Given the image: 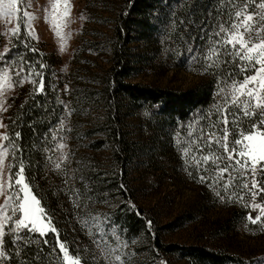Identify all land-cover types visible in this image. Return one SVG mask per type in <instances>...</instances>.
<instances>
[{"label": "trees", "instance_id": "16d2710c", "mask_svg": "<svg viewBox=\"0 0 264 264\" xmlns=\"http://www.w3.org/2000/svg\"><path fill=\"white\" fill-rule=\"evenodd\" d=\"M242 6L243 0L125 1L115 20L110 41L112 63L101 82L106 109L99 135L106 139L105 142L111 150V158L105 171H101L98 166L89 169L88 164L77 166V161L82 157L78 158L74 146L69 149L59 148L61 143L67 145L71 138L60 74L56 63H51L46 53H32L23 47V40L33 47L30 44L33 39L20 22L21 36L19 40L12 38L9 58L14 59L15 67L22 63L21 56L33 61L34 71L39 70L37 61L47 67L42 70L44 92L36 94L39 87L37 82L25 94L13 100L5 112L4 122L8 125L6 133L14 139L15 133L19 131L21 139L17 144L23 149L22 153H16L15 160L9 154V165L14 164L12 171H18L20 157H23L28 165L25 174L34 194L40 198L42 206L51 215L60 239L67 243L70 253L81 257L82 264H106L102 255L98 261L92 260V255L100 252L95 240L100 238L98 233L101 229L108 235L113 246V230L120 235L121 244L125 239L128 241L129 246L124 249L127 253L126 260L133 259L137 254L140 247L137 248L135 244L139 241L143 243V248L148 251V260L136 264H161L168 256L185 259L189 264H264V248L253 254L241 255L203 244L165 242L162 233L169 224L159 225L150 211L135 201L133 196V187L127 179V167L138 149L122 132L123 108L131 113H147L153 118L156 125L154 128L166 133L170 141H174V144L176 142L175 146L178 148L186 145L185 143L197 145L192 140H199L201 132L206 133L213 124L217 125L215 130L218 132L224 127L220 123L222 101L216 93L223 86L222 82L228 77V73L232 72L233 78H236L239 70L233 64L222 63L205 71L203 56L207 54V37H201L204 32L215 29L219 23L233 19L235 11ZM166 38V51L175 58V64L188 69H194L195 66L197 70L203 71L205 78L180 89L129 81L137 73L139 62L145 60L143 53L139 58L134 57L135 52L130 46L141 43L145 49L149 44L157 43L159 47ZM190 44H193L194 50H199L201 56L195 64L190 62L187 50ZM238 63L237 60L236 64ZM238 78L242 80L243 74ZM238 111L235 107L231 108L229 118L231 119V113ZM240 115L243 117L242 113ZM200 116L205 118L200 120ZM252 122L254 118L252 121L242 118L241 127L247 130ZM228 127L232 134L229 140L234 143L239 138L240 128L231 123ZM189 132L193 133L192 137L188 136ZM101 142L95 140L91 145L98 148L103 146ZM200 144H205V141H200ZM214 146L215 144L211 148L214 149ZM205 148H208L206 144ZM219 151L223 153V149L219 148ZM62 155L67 156V161L57 169L55 163ZM108 197L114 202L112 206L92 213L91 209L87 210L86 206L89 207L91 200L102 202ZM230 207L229 216L222 222V226L226 228L243 220L248 212L246 207L237 203ZM148 221H151V230H148ZM10 227L9 224L5 229L3 250L7 258L3 259L2 264H62V253L59 249L53 253L52 244L44 246L43 240L38 236L25 234L27 243L13 244L15 237L9 231ZM47 239L54 242L53 234H49ZM133 240L136 242L132 243Z\"/></svg>", "mask_w": 264, "mask_h": 264}, {"label": "rangeland", "instance_id": "374dc122", "mask_svg": "<svg viewBox=\"0 0 264 264\" xmlns=\"http://www.w3.org/2000/svg\"><path fill=\"white\" fill-rule=\"evenodd\" d=\"M126 0H70V11L62 25L61 36L56 35L51 11L50 0H28L21 6L19 23L25 24L24 11L33 14L30 21L34 29L30 41L38 51L46 53L51 63H56L61 79L62 97L66 107V120L70 141L66 145L75 147L78 153L77 166H98L105 171L111 158L109 144L100 136V126L103 123L105 104L102 97L101 82L106 70L112 63L111 37L114 32L115 20L119 10ZM62 8V6H61ZM45 9H49L46 13ZM61 15H63L61 13ZM17 26L15 16L0 17V52L9 48L12 42L10 29ZM28 32V30H27ZM168 39L159 44H149L145 49L141 43H133L130 48L139 58L144 54L145 60L139 62V69L128 80L152 84L159 87L175 89L186 88L205 78L198 68L188 69L175 64V58L166 51ZM18 66L9 69V75L15 80ZM30 79L19 83H6L4 94L0 95V122L6 125L5 112L16 98L32 88ZM67 86L68 91H65ZM122 106H124L122 104ZM122 132L126 139L138 149L135 157L128 164L127 179L133 187L135 201L143 205L156 218L159 225H168L162 233L165 242L179 244H203L210 248H219L241 255L253 254L264 248V217L257 224L249 220L259 214V209L252 210L254 201L251 193L242 190L239 185L242 180L235 181L227 191L223 184L228 181L229 174L219 183L215 165L209 163L206 170L201 160L198 170L196 165L201 154L196 151L200 145L189 143L178 148L176 142L170 141L166 133L158 130L153 118L147 113H131L121 109ZM259 117H254V121ZM6 133V128H0V134ZM95 140L102 141L103 146L93 148ZM190 149L186 154L184 149ZM205 148L203 154L215 153L221 155V166L227 163L226 154L221 153L215 145ZM183 157V159H182ZM9 166V155L4 160V167ZM238 171V170H237ZM189 172L192 174L190 175ZM231 173V170H230ZM206 175L207 181L200 182V175ZM234 174V173H231ZM5 189L8 188V172L2 177ZM14 182V181H13ZM219 192L223 200L216 195ZM244 198L241 199L240 197ZM231 197V199H229ZM7 194H0V205L5 204ZM40 199V198H38ZM107 200L97 202L91 200L87 210L91 213L105 210L114 202ZM256 203L264 205V193ZM233 203L248 209L243 220L235 222L230 228L222 226V222L230 214ZM140 242V241H139ZM135 244L138 248L133 259L128 264H136L148 260V251L143 243ZM72 254V253H70ZM165 264H189L185 259L168 256Z\"/></svg>", "mask_w": 264, "mask_h": 264}, {"label": "snow or ice", "instance_id": "6c2138e0", "mask_svg": "<svg viewBox=\"0 0 264 264\" xmlns=\"http://www.w3.org/2000/svg\"><path fill=\"white\" fill-rule=\"evenodd\" d=\"M50 3L53 20L57 21L53 25L56 29V35L63 39L61 36L62 25L59 21L68 16L70 0H50ZM24 4L25 0H0V17L11 18L15 16L17 19V26L10 29V31L11 36L18 40L21 36V25L19 23L21 18L18 14ZM28 6H31V0H28ZM48 11L49 9H45L46 13ZM32 16L33 14L29 11H24L23 13L25 19L23 27L28 30L29 36L34 31L30 24ZM201 31L204 32L203 29ZM204 37H207V54L203 56L205 71L222 63L233 64L239 71L236 74V78H233L234 74L229 72L228 77L222 82L223 86L216 93L222 101L223 111L220 113V123L224 127L218 132L215 130L217 125L213 124L206 133L201 132L199 140H192L193 144H200V141H205L208 148L215 144L217 148L223 149L227 163L223 167L221 166V161L223 160L221 155L211 152L204 155L205 144H200V147L196 149L201 154L196 167L201 170L199 169L201 160L204 165V169L201 171L206 170L209 163L215 165L217 179L214 183H219L220 180L224 179L225 174H229L228 181L223 184L225 191L233 187L235 181L242 180L243 183L239 187L251 193L254 201L252 210L259 209V214L254 218L251 212L249 213L250 222L257 224L264 217V205L255 202L264 193V0H259V2L257 0H243V6L240 10L235 11L233 19L219 23L210 32H204L201 38L204 39ZM185 43L188 42L185 41ZM21 44L28 51L38 54V49L30 47L26 40L21 41ZM193 44H190L187 50L190 54V62L195 64L201 59V56L198 49L194 50ZM11 51L12 48H6L3 52H0V95L4 94L6 83H19L22 85L26 79H30L33 85L39 82L36 94L43 93L44 72L42 70L47 65L37 61L39 70L34 71L35 64L33 61L21 56L22 63L16 70V76L20 77V79L15 80L9 75V69L15 63L14 59L9 58ZM222 57H230L231 59L226 60L222 59ZM237 60L239 61L238 64H236ZM240 74H243L242 80L238 78ZM228 80H231V83H228ZM65 91H68L67 86ZM233 107L239 111L231 113L230 119L229 110ZM217 110L219 111V109ZM240 113L243 114V117H241ZM257 116L259 119L252 122L249 129L246 130L241 127L242 118L252 121ZM204 118V116L199 117L200 120ZM208 118H211V113L208 114ZM230 123L240 128L239 138L235 139L234 143L229 140L232 135L228 127ZM7 127L8 125L0 122V128ZM188 136L192 137L193 133L189 132ZM20 139L21 133L19 131L15 133L14 139L7 133L0 134V194H7L5 204L0 205V264H2L3 259L7 258L3 247L5 244V229L8 228L9 224L11 225L9 231L15 237L12 241L13 244H18L19 242L27 243L25 234L38 236L43 240L44 246L52 244L53 253L56 252L57 248L59 249V252L62 253V264H82L79 255L70 254L69 246L60 239V234L53 223L51 215L42 206L41 200L38 199L37 195L34 194L33 187L25 174L28 165L23 157H20L18 171H12L15 167L14 164L9 165L7 169L4 167V160L10 153L13 160H15L17 158L16 153L23 152V149L17 144ZM64 147L66 145L63 143L59 145V148ZM189 151L190 149H184L185 154ZM66 161L67 156L62 155L55 163V168L60 169ZM6 170L9 181L7 189H5L2 182V177ZM230 170L234 174H231ZM189 174L191 175L192 173L189 172ZM199 180L202 183L206 182L207 176L202 174ZM216 195L221 200L224 199L219 192ZM240 198L243 199L244 197L241 196ZM147 227L148 230H151V221H148ZM49 234H53L54 242H50L47 239ZM98 236L100 238L95 240V244L100 252L92 255L93 262L98 261L102 255L106 264H128L125 259L127 253L124 252V249L129 246L126 239L121 244L120 235L113 230L111 233V236L115 238L113 246L108 235L102 229ZM135 242V240L132 241V243ZM161 264H165V262L162 261Z\"/></svg>", "mask_w": 264, "mask_h": 264}]
</instances>
